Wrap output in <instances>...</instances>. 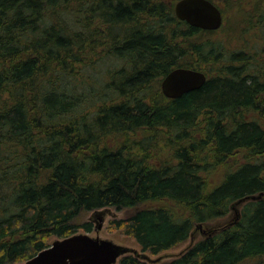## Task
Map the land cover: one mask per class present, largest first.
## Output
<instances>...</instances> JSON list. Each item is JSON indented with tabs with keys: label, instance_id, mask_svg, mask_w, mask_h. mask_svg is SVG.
<instances>
[{
	"label": "trees",
	"instance_id": "16d2710c",
	"mask_svg": "<svg viewBox=\"0 0 264 264\" xmlns=\"http://www.w3.org/2000/svg\"><path fill=\"white\" fill-rule=\"evenodd\" d=\"M177 1L0 0V264L93 231L81 216L107 207L132 210L111 227L153 256L236 211L168 260L117 264H264V59ZM177 67L206 83L166 97Z\"/></svg>",
	"mask_w": 264,
	"mask_h": 264
},
{
	"label": "water",
	"instance_id": "95a60500",
	"mask_svg": "<svg viewBox=\"0 0 264 264\" xmlns=\"http://www.w3.org/2000/svg\"><path fill=\"white\" fill-rule=\"evenodd\" d=\"M174 10L180 20L203 30H218L223 24L221 8L212 0H178ZM206 81L207 75L201 70L177 67L162 79L161 89L166 97L178 98L200 89ZM256 198V195L243 197L236 205ZM199 227L202 229L203 225L200 224ZM127 253H134L152 262L163 260V256L152 258L146 252L115 243L111 239L93 237L89 233H77L56 238L24 264H117Z\"/></svg>",
	"mask_w": 264,
	"mask_h": 264
},
{
	"label": "rangeland",
	"instance_id": "374dc122",
	"mask_svg": "<svg viewBox=\"0 0 264 264\" xmlns=\"http://www.w3.org/2000/svg\"><path fill=\"white\" fill-rule=\"evenodd\" d=\"M250 6L247 3L242 1L240 4L236 5H228L225 6V1L223 0H216L217 4H220L222 8L225 10V17H223V26L219 29V33L217 37L222 38L225 41L227 46V51L235 50L240 51L244 50L247 52V56L251 55V53H259L261 55H256L255 57L259 59H264V26L263 28L257 26L261 17H257L259 11H262V7L264 5L263 0H253ZM253 5H257L259 10H255ZM238 9H237V7ZM241 10L243 12H241ZM251 14V15H250ZM241 21V22H240ZM262 24V22H261ZM261 41V42H260ZM224 43V44H225ZM254 60V58L252 59ZM254 62V61H253ZM241 207V205H240ZM132 210L131 209H122L118 210L114 207H107L95 211H90L89 213L81 216V219L84 221H92L94 223L93 231L89 232V234L93 237H100L111 239L115 243L130 247V248H140L137 244L128 236L124 235L121 231L115 230L111 227V220L115 218H122L127 216ZM236 216V211L231 209L227 216L220 218L213 222H208L206 224H202V229L195 228L191 237L185 243L167 250L163 252L159 256H163V260H168L184 249H186L190 244L194 243L198 239L205 236V231H207L210 227L214 226H222L231 221H234ZM101 225V227H99ZM81 233H85L84 231H80ZM55 240V237L50 239V242ZM150 257L155 258L158 256H153L149 254ZM14 264H24V262L14 263Z\"/></svg>",
	"mask_w": 264,
	"mask_h": 264
},
{
	"label": "bare ground",
	"instance_id": "6f19581e",
	"mask_svg": "<svg viewBox=\"0 0 264 264\" xmlns=\"http://www.w3.org/2000/svg\"><path fill=\"white\" fill-rule=\"evenodd\" d=\"M261 24V23H260Z\"/></svg>",
	"mask_w": 264,
	"mask_h": 264
}]
</instances>
